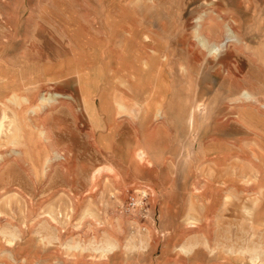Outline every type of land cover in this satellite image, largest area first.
Segmentation results:
<instances>
[{
  "label": "rangeland",
  "instance_id": "374dc122",
  "mask_svg": "<svg viewBox=\"0 0 264 264\" xmlns=\"http://www.w3.org/2000/svg\"><path fill=\"white\" fill-rule=\"evenodd\" d=\"M0 125V264H264V0H0Z\"/></svg>",
  "mask_w": 264,
  "mask_h": 264
},
{
  "label": "built area",
  "instance_id": "2783aa9c",
  "mask_svg": "<svg viewBox=\"0 0 264 264\" xmlns=\"http://www.w3.org/2000/svg\"><path fill=\"white\" fill-rule=\"evenodd\" d=\"M126 211L128 215L133 217V231L145 232L148 229V224L153 219L149 215L150 211V192L146 188L136 189L127 198ZM137 225V226H136ZM137 233V232H136Z\"/></svg>",
  "mask_w": 264,
  "mask_h": 264
},
{
  "label": "crops",
  "instance_id": "0c3cea01",
  "mask_svg": "<svg viewBox=\"0 0 264 264\" xmlns=\"http://www.w3.org/2000/svg\"><path fill=\"white\" fill-rule=\"evenodd\" d=\"M148 62V61H147ZM147 62H145L144 63V67H146L147 65H146V63ZM129 72V74H128V76H127V79L126 80H123V83H122V85L123 86H125L126 87V85H127V88H129L131 91V93L130 92H128L129 93V95H131L133 98L135 97V95H137V94H135L134 93V89H140V88H145V84H146V82L147 83H150L149 82V80L148 79H145L144 81L140 78L141 77V75L139 74L138 75V73H136V72H133V71H130V69H127V73ZM116 77H117V75H116ZM135 80V82H133ZM127 93V94H128ZM245 94L246 93H244L243 94V96L245 97ZM132 97H131V99H127V98H125L124 96H120L119 97V99H117L116 97H115V99H114V101H115V103H117V105H119L118 106V109L119 110H122L123 112H125V111H128V108L125 106L126 104H130V103H132L131 101H132ZM245 99H247V100H249V98H245ZM118 101L120 102V103H118ZM200 108V107H199ZM201 110V109H200ZM191 121V120H190ZM191 124H192V122H191ZM218 127V126H217ZM215 127H213L212 129H211V132H213ZM217 129V128H216ZM218 130V129H217ZM206 134V133H205ZM141 153H142V158H140L139 157V159L142 161V162H145V158H146V155H145V153H144V151H141ZM151 164V163H150Z\"/></svg>",
  "mask_w": 264,
  "mask_h": 264
},
{
  "label": "bare ground",
  "instance_id": "6f19581e",
  "mask_svg": "<svg viewBox=\"0 0 264 264\" xmlns=\"http://www.w3.org/2000/svg\"><path fill=\"white\" fill-rule=\"evenodd\" d=\"M227 36H228V38H227V42H228V43L231 42V41H235V40H237L236 36H235L231 31H228ZM222 45H224V44H222ZM213 48H214V47H213ZM212 51H213V53H214V52H218V51H220V48H217L216 50H213V49H212ZM245 98H249V99H250V97H249L247 94H245ZM7 101H8L9 103H12V104H17L18 102H20V99L18 98V96L14 95V96H12L10 99H8ZM23 101L26 103V100H25V99H23ZM203 105H204V104H203ZM203 105H200L199 107L201 108V107H203ZM17 116H19V115H17ZM1 128H2V126L0 125V130H1ZM0 133H1V132H0ZM138 156H139L140 158H142V153H139ZM111 250H114V249H111ZM110 252H111V251H110ZM255 261H256V260H255Z\"/></svg>",
  "mask_w": 264,
  "mask_h": 264
}]
</instances>
